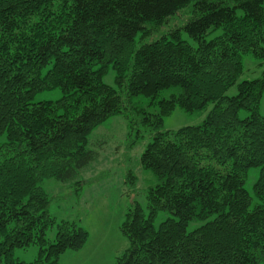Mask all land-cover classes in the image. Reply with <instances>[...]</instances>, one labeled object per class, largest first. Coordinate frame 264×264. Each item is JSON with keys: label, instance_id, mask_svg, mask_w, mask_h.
Masks as SVG:
<instances>
[{"label": "trees", "instance_id": "trees-1", "mask_svg": "<svg viewBox=\"0 0 264 264\" xmlns=\"http://www.w3.org/2000/svg\"><path fill=\"white\" fill-rule=\"evenodd\" d=\"M188 7L195 46L178 29L152 39ZM139 33L148 41L137 48ZM245 54L264 60V0H0V264H60L85 246L89 233L50 215L40 183H68L87 168L97 156L91 132L119 114L152 134L140 163L158 183L146 210L127 212L129 249L116 264H264V79L227 94ZM55 89L59 100L35 102ZM211 104L201 124L164 130L177 108ZM160 213L170 217L156 227ZM33 245L34 262L14 257Z\"/></svg>", "mask_w": 264, "mask_h": 264}, {"label": "rangeland", "instance_id": "rangeland-1", "mask_svg": "<svg viewBox=\"0 0 264 264\" xmlns=\"http://www.w3.org/2000/svg\"><path fill=\"white\" fill-rule=\"evenodd\" d=\"M190 17L189 7L181 10L152 32V39L163 34L170 35L178 29L181 38L195 46L196 43L184 30ZM222 33V29L215 30L206 39L213 40ZM140 35L139 33L136 36L137 48L148 41V38L141 40ZM258 79H264V60L252 54H245L243 74L227 94L235 96L239 83ZM105 82L115 87L113 71L107 75ZM61 97L59 89L44 91L37 94L35 102L57 101ZM212 105L205 111L192 113L177 108L165 119L164 130L176 131L186 126L201 124L212 109ZM260 113L264 117V94ZM249 115L250 113L245 110L240 113L241 118ZM133 125L132 127L124 114L109 118L89 136V149L95 151L97 156L87 168L81 170L68 183L56 179H45L40 183L50 199V215L58 222H76L89 233L85 246L79 251H67L60 257V264H116L117 258L129 249V242L121 231L126 214L136 205L146 210L148 191L158 183L156 176L150 170L143 169L140 163L142 153L152 140V134L141 126L139 119H135ZM258 176L259 168H252L249 171L245 188L251 194ZM169 217L167 213H160L155 220L156 227ZM199 225L191 223L189 231H193ZM56 237L55 226L47 232L46 239L52 243ZM39 255L38 245L17 249L14 253L16 259L26 263L34 262Z\"/></svg>", "mask_w": 264, "mask_h": 264}, {"label": "crops", "instance_id": "crops-1", "mask_svg": "<svg viewBox=\"0 0 264 264\" xmlns=\"http://www.w3.org/2000/svg\"><path fill=\"white\" fill-rule=\"evenodd\" d=\"M65 253H66V252H65ZM65 253H64V254H65Z\"/></svg>", "mask_w": 264, "mask_h": 264}]
</instances>
